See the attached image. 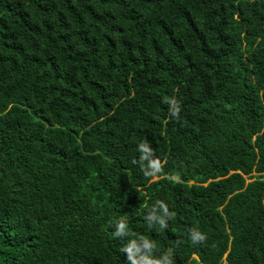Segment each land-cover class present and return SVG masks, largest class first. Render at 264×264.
Here are the masks:
<instances>
[{"label":"trees","instance_id":"1","mask_svg":"<svg viewBox=\"0 0 264 264\" xmlns=\"http://www.w3.org/2000/svg\"><path fill=\"white\" fill-rule=\"evenodd\" d=\"M0 264H264V0H0Z\"/></svg>","mask_w":264,"mask_h":264},{"label":"clouds","instance_id":"2","mask_svg":"<svg viewBox=\"0 0 264 264\" xmlns=\"http://www.w3.org/2000/svg\"><path fill=\"white\" fill-rule=\"evenodd\" d=\"M179 114V109L178 107L174 110L173 115L178 116ZM139 150L141 152V157L140 160H148V169H151V171L145 170L146 175H153L156 172L161 171V164L158 159H152L151 157L153 156V151L152 149L144 143H141L139 145ZM191 239L194 243L196 242H203L206 239V236L203 234H200L198 232H194L191 236Z\"/></svg>","mask_w":264,"mask_h":264}]
</instances>
